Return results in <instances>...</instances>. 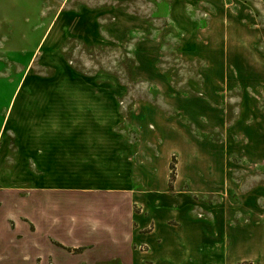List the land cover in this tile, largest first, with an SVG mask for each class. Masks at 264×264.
<instances>
[{
	"label": "crops",
	"instance_id": "crops-1",
	"mask_svg": "<svg viewBox=\"0 0 264 264\" xmlns=\"http://www.w3.org/2000/svg\"><path fill=\"white\" fill-rule=\"evenodd\" d=\"M13 1H23L19 15L40 34L26 70L52 35L102 36L97 11L83 19L68 0ZM123 1L115 0L116 6ZM29 14L41 19L33 21ZM77 19L84 25L79 31ZM258 38L259 33H226L221 64L201 68L217 73L211 81L201 80L209 93L184 95L163 80L170 111L131 112L138 140L132 137L135 129L122 128L113 135L115 142H78L81 129L49 127L45 121L55 114L59 118L61 102L68 108L82 102L71 88H90L86 82L59 76L27 81L20 99L25 106L12 113V97L23 82L6 81L13 93L0 109V141L8 124L15 147L10 141L0 146V264H235L249 259L262 264L264 230L258 238L251 235L249 194L235 204L224 191L236 183L228 168L237 154L249 158L248 153L264 152V57ZM200 53L204 50L196 48L195 56ZM149 60L153 65L155 58ZM221 85L238 93L233 98L240 114L224 119L220 113ZM158 152H165L164 162ZM172 154L177 160L170 190ZM9 160L14 164L6 170Z\"/></svg>",
	"mask_w": 264,
	"mask_h": 264
},
{
	"label": "rangeland",
	"instance_id": "rangeland-1",
	"mask_svg": "<svg viewBox=\"0 0 264 264\" xmlns=\"http://www.w3.org/2000/svg\"><path fill=\"white\" fill-rule=\"evenodd\" d=\"M68 1L67 6L85 15L83 19L91 13L90 10L99 12L101 38L85 40L68 34H60V38L52 35L36 52L26 70L27 59L39 42L40 34L31 32V21L25 19L24 14L19 15L18 5L22 6L23 1L1 0L0 109L6 108L13 93L12 86L20 80L22 88L19 86L11 100L10 107L16 100L12 113L25 106L20 99L21 93L26 92L27 81L52 80L59 76L62 80L86 82L90 88H83L82 84L71 88L81 96L82 102L72 104L70 108L61 102L59 118L53 113L55 116L51 115L45 121L49 127L81 129L76 136L78 142H115L113 135L116 131L135 129L131 124V112L143 109L162 115L170 111L166 100L169 89L162 83L165 79L171 81L174 90L184 95L211 92L209 87H201V80L217 73L212 75L211 71H201V68L221 64L222 38L228 31L259 33V52L264 57V0H124L122 7H117L115 0ZM240 5L249 10L243 11ZM124 12L127 13V21L121 18ZM36 19L41 18H32L33 21ZM46 19L45 16L44 26ZM83 26L77 19L76 31L82 30ZM26 32L28 39L24 40ZM196 48H202L204 54L195 56ZM151 56L155 58L153 65H149ZM6 81H10L12 86ZM228 87L221 85L217 94L224 119L241 111H238V102L233 98L238 93L229 91ZM46 106L45 111L50 112ZM72 106H75L74 110ZM8 127L7 124L0 141L1 149L7 141L15 147ZM152 128L150 125L149 129ZM132 131V137L138 140L136 129ZM164 153L158 152L160 163L165 161L162 158ZM248 154L251 157L237 154L235 163L228 168L236 183L227 185L224 191L228 200L235 204L242 202L245 193L249 194L246 201L250 207L251 235L258 238L264 230V152ZM176 160L172 154L170 165L175 162L176 167ZM6 164V170H10L14 160ZM169 189L173 190V186L171 189L169 185ZM229 191L235 193L236 199H232ZM262 262L264 264V259ZM235 264H260V261L249 259Z\"/></svg>",
	"mask_w": 264,
	"mask_h": 264
},
{
	"label": "trees",
	"instance_id": "trees-1",
	"mask_svg": "<svg viewBox=\"0 0 264 264\" xmlns=\"http://www.w3.org/2000/svg\"><path fill=\"white\" fill-rule=\"evenodd\" d=\"M170 166H171V177H170L169 185H170V188L172 189L173 180L175 178V172H176L175 162H172Z\"/></svg>",
	"mask_w": 264,
	"mask_h": 264
}]
</instances>
